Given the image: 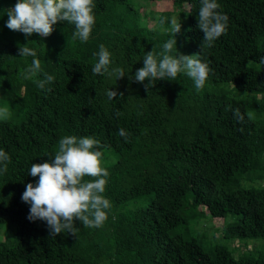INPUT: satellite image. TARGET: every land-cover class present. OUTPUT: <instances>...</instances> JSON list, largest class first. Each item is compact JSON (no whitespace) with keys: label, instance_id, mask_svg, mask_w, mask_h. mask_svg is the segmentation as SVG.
<instances>
[{"label":"trees","instance_id":"16d2710c","mask_svg":"<svg viewBox=\"0 0 264 264\" xmlns=\"http://www.w3.org/2000/svg\"><path fill=\"white\" fill-rule=\"evenodd\" d=\"M127 1L93 0L95 25L82 43L64 21L45 38L9 30L5 10L17 0H0V107L10 111L0 120V150L10 156L7 172H0V232L8 237L0 240V264H264V248H247L264 239V0H217L228 28L201 53L210 68L201 91L183 73L158 79L148 91L150 81L129 79L145 54L154 49L158 56L174 34L170 12L168 22L161 25L162 14L151 27L135 10L115 16ZM169 1L187 15L178 51L199 53L201 0ZM26 44L42 68L27 80L21 73L33 58L18 57ZM100 45L110 52V70L123 68V78L93 74ZM44 73L56 79L40 89L34 81ZM107 90L123 97L110 101ZM67 135L99 141L111 208L100 228L77 220L76 235L50 237L46 222L28 219L30 205L21 197L39 179L28 175L31 165L48 162ZM214 218L224 225L211 235L197 226Z\"/></svg>","mask_w":264,"mask_h":264},{"label":"clouds","instance_id":"9594fccd","mask_svg":"<svg viewBox=\"0 0 264 264\" xmlns=\"http://www.w3.org/2000/svg\"><path fill=\"white\" fill-rule=\"evenodd\" d=\"M94 8L93 0H17L14 6L5 10L8 16L5 26L25 34L26 38L33 34L45 38L52 34L54 25L64 21L74 25L73 38L83 43L89 40L95 25ZM219 8L217 0H201L197 27L204 36L199 53L185 55L178 51L176 35L181 30V23L173 17L170 20V32L174 38L163 43L158 56L154 49L148 51L143 59L144 66L129 79L139 83L150 81L145 84V90L148 91L158 79L175 81L178 74L183 73L194 82L196 90L201 91L210 73L208 64L200 58L201 53L212 47L214 41L226 34L228 28L229 18L218 11ZM166 22L168 18L160 19L161 25ZM36 56V50L28 44L19 46L18 57L25 60L33 58L30 66L21 73L23 79H32L42 72L41 62ZM95 56L97 59L92 67L94 75H114L118 80L125 76L123 68L110 70V52L104 45L99 46ZM259 62L264 63V56L259 58ZM55 79V76L44 73L43 79L34 82L38 88L46 89ZM47 90L51 91L50 88ZM106 95L110 101L117 95L123 97V93L114 90H107ZM9 118V108L0 107V120L7 121ZM234 118L241 122L244 119L238 109L234 111ZM118 135L128 142L129 133L125 129L120 128ZM101 158L99 141L94 137H61L54 156L48 162L32 164L28 171V175L39 177L35 184L26 185L21 197L23 202L30 205L28 219L46 222L50 237L62 233L76 235L79 230L76 227L77 220L85 228L102 227L108 219L107 210L111 204L103 195L109 171L101 166ZM9 162L10 156L0 150V172H7Z\"/></svg>","mask_w":264,"mask_h":264},{"label":"rangeland","instance_id":"374dc122","mask_svg":"<svg viewBox=\"0 0 264 264\" xmlns=\"http://www.w3.org/2000/svg\"><path fill=\"white\" fill-rule=\"evenodd\" d=\"M186 9V6H183ZM135 12L140 15L142 18V24L146 22V24L151 27L159 22V17L163 16L168 17L166 12L171 13V18L175 17L177 22L185 23L187 22V15L185 14L182 16L181 6L180 5H173L169 0H128L127 3L123 6L117 7L116 15L118 18L124 17L126 15H132ZM169 21V20H168ZM256 43V36L255 33H249L248 44L250 47H255ZM259 97V94H258ZM257 172H250L252 175L259 173ZM243 183H247L246 179H243ZM261 183V181H257L256 184ZM199 212L200 214L205 211V206L199 205ZM203 217V215H201ZM224 225V221L220 218L214 219H201L198 223V227L202 228L207 235H211L212 232H216V228L220 229ZM0 240L4 241L5 243L8 242V237L4 234V232H0ZM248 249L253 248V245L258 249L264 248V239L254 240L253 244L250 241ZM229 244L233 247L235 253L241 251V248L238 246L239 241L233 239L229 242ZM252 244V246H251Z\"/></svg>","mask_w":264,"mask_h":264}]
</instances>
